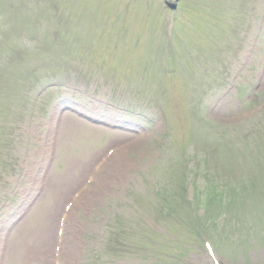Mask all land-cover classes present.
<instances>
[{"label":"rangeland","instance_id":"rangeland-1","mask_svg":"<svg viewBox=\"0 0 264 264\" xmlns=\"http://www.w3.org/2000/svg\"><path fill=\"white\" fill-rule=\"evenodd\" d=\"M159 243L264 264V0H0V264Z\"/></svg>","mask_w":264,"mask_h":264},{"label":"trees","instance_id":"trees-1","mask_svg":"<svg viewBox=\"0 0 264 264\" xmlns=\"http://www.w3.org/2000/svg\"><path fill=\"white\" fill-rule=\"evenodd\" d=\"M38 71H40L39 69H36L35 71H34V73H33V75H36V73L38 72ZM163 209V208H162ZM164 211H166L165 209H163ZM167 212V211H166ZM114 233V232H113ZM113 233H111V234H113ZM123 234L125 235V237L128 239L127 241V245L126 246H128L129 247V249H131L132 251L134 250L135 251V247L137 248V250L135 251V252H137V253H139V252H142L143 250H146L147 249V246H149L150 244H151V246H153L152 245V243H150V240H145V239H143V240H140L139 242H137V244L135 245V244H133L130 240L132 239V237L131 236H134L135 234H134V232L132 233V234H129V233H127L126 232V230L124 229L123 230ZM113 237L115 236V233L112 235ZM111 236V238L109 239V240H113L112 237ZM121 239V236H119L118 238L116 237V240H120ZM137 239H140L139 238V236L137 237ZM160 245H159V247H156L155 248V251H156V253L160 256V262H161V264H174L173 263V259H169V260H167V259H162V256L164 255V250H165V244H163V246L161 245V243H159ZM175 244V242H173V241H171L170 242V248L172 249V252H173V254H175L176 256H178V257H180V256H184L185 255V251L187 250V248H185V247H183L182 245L180 246V247H177V244L176 245H174ZM126 253V251L125 250H121V252H120V254H124V255H127V254H125ZM184 264V263H183Z\"/></svg>","mask_w":264,"mask_h":264},{"label":"water","instance_id":"water-1","mask_svg":"<svg viewBox=\"0 0 264 264\" xmlns=\"http://www.w3.org/2000/svg\"><path fill=\"white\" fill-rule=\"evenodd\" d=\"M171 7L174 9L176 6L175 5H171Z\"/></svg>","mask_w":264,"mask_h":264}]
</instances>
